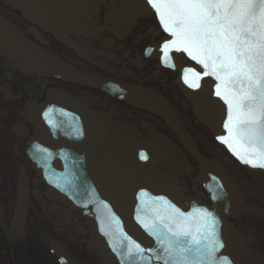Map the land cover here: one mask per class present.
Segmentation results:
<instances>
[{
  "label": "flooded vegetation",
  "instance_id": "obj_1",
  "mask_svg": "<svg viewBox=\"0 0 264 264\" xmlns=\"http://www.w3.org/2000/svg\"><path fill=\"white\" fill-rule=\"evenodd\" d=\"M166 35L144 0H0V264L31 253L61 264L52 241L76 264H89L87 255L110 264L94 221L50 192L34 168L41 141L56 140L53 105L65 97L80 100L98 124L95 164L126 207L139 187L166 192L182 207L187 198L210 204L189 145L216 161L251 209L228 217L231 250L242 264H264V174L246 170L195 116L178 73L158 55ZM77 76L136 90L115 93ZM21 178L27 211L16 238L9 231Z\"/></svg>",
  "mask_w": 264,
  "mask_h": 264
},
{
  "label": "water",
  "instance_id": "obj_2",
  "mask_svg": "<svg viewBox=\"0 0 264 264\" xmlns=\"http://www.w3.org/2000/svg\"><path fill=\"white\" fill-rule=\"evenodd\" d=\"M144 2L155 12L148 0ZM168 39L171 37L167 33L161 44L163 45ZM162 45L159 47L158 55L166 65L178 73L176 85L192 104L195 116L246 170L264 174V168L253 166L240 159L237 153L242 154V149L237 144L220 139L228 135L224 128L228 117V106L215 94L218 83L215 77L203 75L205 71L203 67L183 51L170 50L165 56ZM182 54L189 57L193 63L185 65L181 58ZM21 67L25 68V65L22 64ZM194 73L201 74L198 80ZM186 76L189 81H195L199 86L191 87L185 82ZM75 79L88 84L111 87L115 93L119 91L123 94L125 90H136L133 86L116 85L98 79L79 76ZM53 114L52 123L55 126L56 140L41 141L40 154L37 153L39 162L36 161L40 166L34 163V168L40 172L41 179L48 185L50 192L58 193L74 209L80 210L84 217L94 221L96 233L103 238V246L111 254L108 258L110 264L114 261L117 264H163V261L155 259V256L161 252L159 242L143 225H150L158 217L172 215L173 205L184 213L194 208H205L215 216L217 239L223 247L219 248L213 257L207 258L209 264H242L241 258L236 257L235 252L231 250L226 233L231 225L228 217L238 218L244 213H250L251 209L245 204L244 196L236 182L216 161L202 156L195 147L189 145L198 163L197 178L206 184L207 197L211 204L201 202L198 198H187L184 199L186 207H182L179 199H174L166 192H153L146 187H139L132 193L131 205L126 207L110 192L95 164L94 137L98 124L95 123L89 109L80 100L65 97L53 105ZM179 135L182 142L186 143L184 135ZM23 179L21 178L19 182L17 204L9 231L16 238L27 211ZM252 236V234L247 235L249 241ZM93 240L97 242L95 244L97 247L100 242L94 238ZM242 240L243 238L238 239V241ZM49 244L61 264H76L73 257L64 252L58 243L52 241ZM136 245L144 250L142 254Z\"/></svg>",
  "mask_w": 264,
  "mask_h": 264
},
{
  "label": "snow or ice",
  "instance_id": "obj_3",
  "mask_svg": "<svg viewBox=\"0 0 264 264\" xmlns=\"http://www.w3.org/2000/svg\"><path fill=\"white\" fill-rule=\"evenodd\" d=\"M148 3L171 37L162 45L164 55L183 51L203 67V75L218 82L215 94L228 106V135L220 139L237 144L243 162L264 168V0ZM200 75L194 73L197 80ZM185 82L199 86L187 76ZM141 158H146L143 153ZM171 207L172 215L143 225L159 242L161 252L155 259L163 264H209L207 258L223 247L215 216L205 208L184 213Z\"/></svg>",
  "mask_w": 264,
  "mask_h": 264
},
{
  "label": "rangeland",
  "instance_id": "obj_4",
  "mask_svg": "<svg viewBox=\"0 0 264 264\" xmlns=\"http://www.w3.org/2000/svg\"><path fill=\"white\" fill-rule=\"evenodd\" d=\"M18 261H21L20 264H43V258H40L33 253H31L29 257L25 258H21L20 255H16L14 263L17 264Z\"/></svg>",
  "mask_w": 264,
  "mask_h": 264
},
{
  "label": "bare ground",
  "instance_id": "obj_5",
  "mask_svg": "<svg viewBox=\"0 0 264 264\" xmlns=\"http://www.w3.org/2000/svg\"><path fill=\"white\" fill-rule=\"evenodd\" d=\"M86 257L89 259V264H93L91 257H89L88 255Z\"/></svg>",
  "mask_w": 264,
  "mask_h": 264
}]
</instances>
